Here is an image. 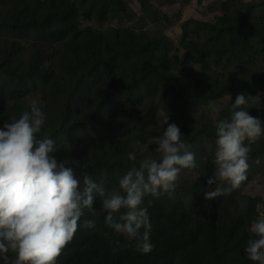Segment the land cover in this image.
I'll list each match as a JSON object with an SVG mask.
<instances>
[{
  "label": "trees",
  "instance_id": "16d2710c",
  "mask_svg": "<svg viewBox=\"0 0 264 264\" xmlns=\"http://www.w3.org/2000/svg\"><path fill=\"white\" fill-rule=\"evenodd\" d=\"M95 2L102 21L130 12L123 0ZM257 27L264 42V19L257 18L252 4H242L221 24L210 26L227 39L215 48L199 46L204 58L229 57L236 64L214 78L206 68L180 86L172 74L176 58L163 53L162 38L132 30L112 35L83 30L80 10L72 0H0V128L30 110V97L42 93L39 107L46 121L38 138L54 140L53 155L73 167L81 191L88 175L107 194L120 191L119 180L138 167L139 154L136 162L128 160L135 141L147 143L167 127L154 101L163 92L175 101L172 123L180 128L188 150L196 154L199 179L176 183L173 191L162 192L159 198H145V206L152 201L148 214L153 251H134V241L108 227L97 196L95 216L85 210L81 227L57 264H258L247 258L245 247L247 228L258 218L262 199L243 190L257 158L264 161V136L251 145L247 179L241 186L206 200L207 180L214 172V120H193L202 104L232 95L229 109L220 117L227 119L238 94L256 96L254 64L245 62L240 50L243 36ZM243 107L264 119V105L258 100ZM155 147L150 145L144 155L159 161ZM73 161H88L90 166L83 169ZM121 213L115 214L117 219ZM83 219L94 220L95 226L83 227ZM117 241L126 247L121 250Z\"/></svg>",
  "mask_w": 264,
  "mask_h": 264
},
{
  "label": "clouds",
  "instance_id": "9594fccd",
  "mask_svg": "<svg viewBox=\"0 0 264 264\" xmlns=\"http://www.w3.org/2000/svg\"><path fill=\"white\" fill-rule=\"evenodd\" d=\"M259 96L238 94L227 119L215 120L216 151L212 161L214 172L207 180L206 200L230 194L247 179L251 145L264 136V122L249 114L243 106L256 103ZM164 128L161 135L147 143L137 140L128 160L137 161L119 180L120 191L105 192L101 184L84 176V188L71 166L58 161L53 139L38 138L46 115L33 100L30 110L18 119L5 122L0 128V261L2 264H57L63 249L81 227L85 210L95 216L97 196L101 198L105 223L116 233L134 243V251L148 254L155 248L150 239L148 207L161 193L173 191L182 169L198 167L196 154L188 150L180 128L169 123L165 108L158 112ZM247 141V143H245ZM150 145L159 154V161L144 155ZM256 163H260L257 158ZM87 169L90 163L73 161ZM213 185L215 188L213 189ZM124 210L121 213V210ZM117 213H121L116 218ZM82 226H95L92 219H83ZM143 229V231H142ZM249 239L245 254L250 261L264 264V214L247 228ZM122 250L125 245H120ZM117 251V249H113ZM9 253L12 255L10 256Z\"/></svg>",
  "mask_w": 264,
  "mask_h": 264
},
{
  "label": "rangeland",
  "instance_id": "374dc122",
  "mask_svg": "<svg viewBox=\"0 0 264 264\" xmlns=\"http://www.w3.org/2000/svg\"><path fill=\"white\" fill-rule=\"evenodd\" d=\"M80 10L82 29H92L99 34L112 35L118 30H132L138 34H149L163 39V53L169 54L173 61L172 74L178 85L184 86L193 78L201 76L207 68L211 78L227 73L230 65L236 64L229 57L212 55L204 58L199 46L215 48L224 45L225 36L213 31L236 11L242 4L255 6L258 19H264V0H123L130 8L127 14L109 15L100 20L95 0H72ZM241 53L244 61L253 63L255 93L264 105V42L260 28L246 33L242 38ZM177 58L179 60H177ZM42 93L32 95L38 106L43 105ZM156 105L169 113V123L173 120L174 99L166 93L154 98ZM232 95H227L211 104H202L194 112V122L204 118L219 120L229 109ZM162 120V118H160ZM264 122V119L261 121ZM200 174L197 169H182L176 183L195 182ZM244 194L262 199L258 206V216L264 214V161L256 164L251 181L243 190Z\"/></svg>",
  "mask_w": 264,
  "mask_h": 264
}]
</instances>
